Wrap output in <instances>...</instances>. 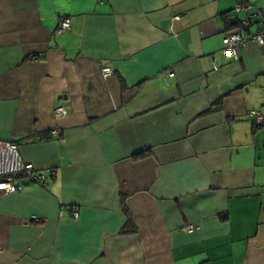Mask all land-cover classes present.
<instances>
[{
    "label": "crops",
    "instance_id": "obj_1",
    "mask_svg": "<svg viewBox=\"0 0 264 264\" xmlns=\"http://www.w3.org/2000/svg\"><path fill=\"white\" fill-rule=\"evenodd\" d=\"M255 10L0 0V140L54 171L0 193V264H264V126L249 116L264 114V45L235 59L222 44L225 17Z\"/></svg>",
    "mask_w": 264,
    "mask_h": 264
},
{
    "label": "built area",
    "instance_id": "obj_2",
    "mask_svg": "<svg viewBox=\"0 0 264 264\" xmlns=\"http://www.w3.org/2000/svg\"><path fill=\"white\" fill-rule=\"evenodd\" d=\"M253 6L249 4H236L234 10L236 13L251 9ZM235 28L226 30L222 37V44L235 59H238L241 49L249 42H255L258 45H264V15L262 11L255 10L253 14H248L236 21ZM71 27L70 17L63 16L58 20L56 28L57 34H62ZM254 29V30H252ZM213 67L216 68L215 62ZM101 74L104 78L113 75V71L109 67H102ZM173 76L172 72L164 75L165 81ZM67 115V111L63 106L57 105L53 110V118L59 120ZM249 116L252 118L254 126L264 124V114L259 111H251ZM49 136L53 139L60 138V128L54 127L49 130ZM17 175H23L28 183L38 185L45 184L50 177L54 175V171H38L31 163L25 162L18 151L17 145L12 141L0 140V193H10L21 190L25 183L17 179ZM71 217H78V208L76 206H67ZM183 231L190 232L192 225H186Z\"/></svg>",
    "mask_w": 264,
    "mask_h": 264
},
{
    "label": "trees",
    "instance_id": "obj_3",
    "mask_svg": "<svg viewBox=\"0 0 264 264\" xmlns=\"http://www.w3.org/2000/svg\"><path fill=\"white\" fill-rule=\"evenodd\" d=\"M236 25H237V22H233V21H231V20H229L228 18L225 17V19H224V26H225V29L226 30L233 29V28L236 27ZM219 103L220 102H217V104H219ZM262 126H264V124L261 125V126H255V127H262ZM48 136H49V131H48ZM60 137H61V130H60ZM122 209H123V211L125 212V214L127 216V221H126V224H125V231H132V230H134L133 229V222H132V220H131V218L129 216V213H128V210L126 208V205H125L124 201H122Z\"/></svg>",
    "mask_w": 264,
    "mask_h": 264
}]
</instances>
